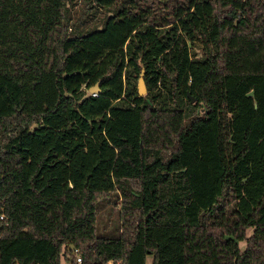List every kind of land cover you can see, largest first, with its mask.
Segmentation results:
<instances>
[{
	"label": "trees",
	"instance_id": "trees-1",
	"mask_svg": "<svg viewBox=\"0 0 264 264\" xmlns=\"http://www.w3.org/2000/svg\"><path fill=\"white\" fill-rule=\"evenodd\" d=\"M69 1L0 0V264H264V0Z\"/></svg>",
	"mask_w": 264,
	"mask_h": 264
},
{
	"label": "rangeland",
	"instance_id": "rangeland-1",
	"mask_svg": "<svg viewBox=\"0 0 264 264\" xmlns=\"http://www.w3.org/2000/svg\"><path fill=\"white\" fill-rule=\"evenodd\" d=\"M69 7L73 17L76 19L84 16V14L87 13L88 9L86 0H70ZM193 56H201V48L199 44H197L196 48L193 49ZM117 198L118 197L116 193H112L108 196L103 197L102 200L99 201L97 216V231L99 236L109 239H116L119 236V233L121 231V223L119 220L120 201ZM252 234L253 229L248 230V237H250ZM239 246L241 250L244 251L246 249V242H240ZM68 252L70 253V251ZM75 256L76 253L69 254L70 258H73ZM71 261L72 260H68V262L65 261L63 264H71ZM149 263H151V259H149Z\"/></svg>",
	"mask_w": 264,
	"mask_h": 264
},
{
	"label": "water",
	"instance_id": "water-1",
	"mask_svg": "<svg viewBox=\"0 0 264 264\" xmlns=\"http://www.w3.org/2000/svg\"><path fill=\"white\" fill-rule=\"evenodd\" d=\"M145 72L144 70L141 73L138 85H137V89H138V93H139V97L142 98L144 97L147 93H148V88L146 85V80H145ZM90 93H98L100 92V88H99V84H96V86H94L93 88H91L89 90ZM191 97V96H190ZM191 101L195 102V99L191 97ZM73 248V247H72Z\"/></svg>",
	"mask_w": 264,
	"mask_h": 264
},
{
	"label": "built area",
	"instance_id": "built-area-1",
	"mask_svg": "<svg viewBox=\"0 0 264 264\" xmlns=\"http://www.w3.org/2000/svg\"><path fill=\"white\" fill-rule=\"evenodd\" d=\"M92 96H94V97H96V96H98V93L96 92V93H90ZM74 253H76V256H77V262H78V264H82V260H81V257L79 256V252L78 251H75ZM107 264H114V262L113 261H110V262H108Z\"/></svg>",
	"mask_w": 264,
	"mask_h": 264
}]
</instances>
